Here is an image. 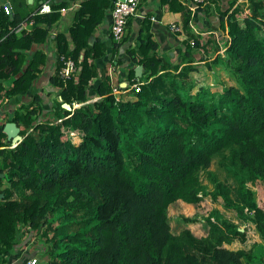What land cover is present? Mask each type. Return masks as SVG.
Wrapping results in <instances>:
<instances>
[{"label": "trees", "instance_id": "1", "mask_svg": "<svg viewBox=\"0 0 264 264\" xmlns=\"http://www.w3.org/2000/svg\"><path fill=\"white\" fill-rule=\"evenodd\" d=\"M48 1L51 10L45 12L37 1L11 0L10 12L0 5V105L31 93L9 118L22 136L14 146L2 140L6 120L0 124V264H8L22 241L42 264H264V254L227 246L245 241L241 225L248 221L264 240V210L252 187L264 182V0H229L219 11L226 35L223 44L214 43L210 60L207 46L200 48L189 30V8L162 0L183 14L190 38L178 48L180 58L158 53L145 32L126 48L133 62L121 74L126 84L115 85L106 65L94 61L106 44L89 39L112 1L82 0L71 24L54 36L50 83L60 98L54 97L47 117L37 119L43 96L31 89L48 61L40 45L66 5ZM30 20L32 26L18 33ZM126 40L112 39L111 63ZM66 58L79 66L76 77L61 75ZM202 60L210 69L224 66L234 84L217 92L202 85ZM114 86L124 90L118 97ZM217 155L233 170V183L210 172ZM204 171L212 188L202 182ZM204 197L219 205L203 217L206 234L188 227L174 233L169 204ZM221 208L233 210L237 220Z\"/></svg>", "mask_w": 264, "mask_h": 264}, {"label": "crops", "instance_id": "2", "mask_svg": "<svg viewBox=\"0 0 264 264\" xmlns=\"http://www.w3.org/2000/svg\"><path fill=\"white\" fill-rule=\"evenodd\" d=\"M36 1L41 2L42 0H31L30 2L27 1V3L36 5ZM64 1H66V5L62 8L61 17H59V19L52 25L48 40L40 45V48L46 52L48 61L38 73V76L33 84V88L31 89V91H37V93L43 96L44 107L42 109V113L37 116V119L47 117L54 97L57 96V98H60L59 95L56 94V87H53L50 83V76L55 70L54 36L57 31L66 30V28L71 24L75 10L80 6L82 0ZM110 1H112L113 4L114 0ZM179 1L189 8L191 15V19L188 24L189 30L194 36L198 37L200 48L207 46L208 53H205L204 55H206L208 60H210L215 54L211 51L214 43L219 42L220 44H223L225 40L226 28L223 31V29L219 27V11L228 6L229 0H209L207 2H196L193 0ZM239 1L241 0H235V4ZM3 2L11 4V0H0V4ZM182 16L183 14L181 11L177 9H168L167 5L162 3V0H138L136 13L129 16V22L126 23L124 29L123 36L126 37L127 40L121 44L118 51L115 53V63H111L109 61V56L112 53V39L110 35L111 17L110 9H108L105 17L97 24L89 38L91 41L95 38H99L107 46L105 53L99 58L94 59L95 63H97L98 67L106 65V72L110 76V80L113 85H115L118 81L123 80L121 76L124 75L125 71L133 63L126 48L129 44L134 45V43L137 42L140 36L145 32L150 33L151 38L156 42V51L158 53L170 54L173 61L179 59L180 55L178 53V48H184V42L190 38L182 26ZM172 24H176L178 29H173ZM31 26V20L23 21L17 32L19 33L21 28L28 29ZM207 40H210V44L208 45L205 43ZM36 46L37 45H34L33 47ZM200 48L193 50L194 52L197 51L199 53L200 51L198 50H200ZM221 49L220 50L223 51L224 47L222 46ZM203 62L204 60L201 61V63ZM201 63L197 66L199 67ZM120 84L124 83L121 81ZM123 95L127 96L128 94ZM96 97L97 96H95V98ZM128 97L132 96L128 95ZM30 98V92L22 95L21 97L15 96L11 99L5 98L0 105V124L5 120H10L9 118L12 117L18 109H22L23 105H27L30 102ZM73 104L75 105V102H73ZM5 137L6 138H2L3 141L9 139L7 138V135ZM2 163L3 157L0 155V167L2 166ZM182 201L176 202L175 206L182 208L185 204H192ZM184 227L189 228L187 225ZM205 234L206 231L205 233H198L195 235L200 236ZM32 256H36L38 258L37 263L35 264H42L39 261L40 259L38 257V253L35 252L32 246L30 244H25L24 241H22L17 246L16 252L10 256L8 264H29L28 260Z\"/></svg>", "mask_w": 264, "mask_h": 264}, {"label": "rangeland", "instance_id": "3", "mask_svg": "<svg viewBox=\"0 0 264 264\" xmlns=\"http://www.w3.org/2000/svg\"><path fill=\"white\" fill-rule=\"evenodd\" d=\"M199 53L195 52V58H197ZM176 61V60H175ZM224 66L221 65H214L212 68H207L204 63H201L198 67L199 74L201 75V84L209 86L212 88V91L217 92L219 88L224 85L234 84V80L231 74L224 69ZM197 74H194L196 76ZM125 81L124 84H126ZM213 86V87H212ZM216 87V88H215ZM124 90L115 88L113 92L118 97ZM125 97H128V95ZM133 98V96H132ZM94 100V98H91ZM78 103L75 102V105ZM3 157V155H2ZM210 172L215 175L219 180L225 183H233L234 182V174L233 170L229 167L222 165L220 163V155L215 156L211 164L209 166ZM202 182L205 183L209 188L213 187V184L210 181V178L207 176L206 172L204 171L201 174ZM4 183L7 181L3 180ZM257 183L254 184L252 187L255 191V198L257 204L264 210V182L256 181ZM178 201H182L181 199H177L169 204L168 210V220L170 223L171 230L176 233L182 227L189 226V228L195 233H205L207 230V224L204 221L203 217L207 214V212L213 206H219L217 203L212 202L209 197H204L202 200L198 201L197 203L192 204H185L182 208H178L175 206V203ZM183 202V201H182ZM185 202V201H184ZM221 212L224 216L230 217L231 219L237 220L235 217V212L233 210L221 208ZM183 216H188L194 219L193 221H185ZM241 228H245L246 230V239L245 241H233L228 244L230 248H244L246 250H251V252L261 255L264 254V240L260 237L259 233L255 230L252 223L245 222L241 225Z\"/></svg>", "mask_w": 264, "mask_h": 264}, {"label": "built area", "instance_id": "4", "mask_svg": "<svg viewBox=\"0 0 264 264\" xmlns=\"http://www.w3.org/2000/svg\"><path fill=\"white\" fill-rule=\"evenodd\" d=\"M196 2H207L209 0H193ZM5 12H10L11 6L8 2H3L0 4ZM138 6V0H114L113 5L110 9V32L112 35V39L115 41H120L124 35V29L126 26L127 18L136 13ZM39 12H45L51 10V5L48 0L41 2L40 6L38 7ZM173 29H178L176 24H172ZM79 66L75 65L73 60L70 58H66L64 61V65L60 68V73L63 76H69L72 74L76 77V72L78 71ZM125 83V80L122 81ZM117 88V86L113 87V90ZM139 86L136 85V89ZM19 140L12 142L8 145L9 147L14 146ZM1 196V194H0ZM37 257L32 256L29 258V264L37 263Z\"/></svg>", "mask_w": 264, "mask_h": 264}, {"label": "water", "instance_id": "5", "mask_svg": "<svg viewBox=\"0 0 264 264\" xmlns=\"http://www.w3.org/2000/svg\"><path fill=\"white\" fill-rule=\"evenodd\" d=\"M27 1L30 2L31 0H27ZM141 70H142V66L140 64H138L135 67L136 74H140ZM62 105L65 108H70V104L67 102H63ZM3 131L6 133L7 138L11 139L12 142L20 140L22 137L21 134L19 133V126L13 120H8V121L4 122ZM2 175H3V173L0 172V176H2Z\"/></svg>", "mask_w": 264, "mask_h": 264}]
</instances>
